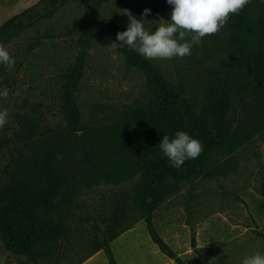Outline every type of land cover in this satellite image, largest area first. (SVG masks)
<instances>
[{"label":"rangeland","instance_id":"374dc122","mask_svg":"<svg viewBox=\"0 0 264 264\" xmlns=\"http://www.w3.org/2000/svg\"><path fill=\"white\" fill-rule=\"evenodd\" d=\"M93 3L98 23L83 49V68L73 95L79 111V132L97 138L105 133L115 114L146 98L143 74L127 65L117 47L111 46L115 39L105 31L106 24L128 23L123 9L140 18L148 8L151 13L146 20H170L172 6L166 0ZM42 5L38 0H0V23L24 8L27 10L21 19L28 14L31 17L2 43L15 66L9 71L0 64V90H9L7 97H0V110L9 112L8 123L0 128V175L16 166L15 160L27 161L35 151L36 140H50L66 130L59 109L60 82L79 49L75 38L82 36L88 14L77 0H66L49 16L41 14ZM248 7L253 16L264 18V0H250ZM145 28L154 31L156 24L146 22ZM229 34L224 25L215 35L205 36L201 45H194L191 55L148 60L185 94L198 95L207 74L222 68L220 58L225 56L223 45ZM262 96L263 100H254V109L244 101L229 111L236 136L242 135L244 128L251 131L244 141L229 152L209 154L202 169L180 183L151 212L156 233L188 264L196 259L200 264H243L247 256L264 253V199L258 190L264 166ZM57 156L68 165L88 168L72 148L61 149ZM93 173L94 181L74 200L71 213L63 219V237L44 264H75L81 258L77 264H107L102 249L85 257L99 239L92 221L104 226L116 205L128 200L133 178L114 182L103 170L94 169ZM133 216L127 210L114 228L126 227L107 242L117 264H174L152 243L141 218L131 222ZM24 258L4 249L0 242V264H19Z\"/></svg>","mask_w":264,"mask_h":264},{"label":"trees","instance_id":"16d2710c","mask_svg":"<svg viewBox=\"0 0 264 264\" xmlns=\"http://www.w3.org/2000/svg\"><path fill=\"white\" fill-rule=\"evenodd\" d=\"M38 1L43 4L41 14L49 16L66 0ZM77 1L87 9L88 18L82 36L75 38L79 49L60 82L59 109L66 130L50 140H36L35 151L27 161L15 160L16 166L0 175V242L4 249L25 256L19 264L46 263L56 250V242L63 237V219L71 213L72 204L82 188L94 181L93 170L98 169L114 182L133 180L128 200L116 205L104 226L101 228L92 221L99 239L85 257L102 249L107 264H117L107 242L126 227L114 228L129 210L134 213L131 222L138 218L143 220L158 251L174 264H188L156 233L151 212L180 183L195 176L209 154L229 152L250 134L251 131L244 128L243 134L236 136L231 129L229 111L234 104L244 101L254 109L256 101L263 100L264 18L253 16L248 5L243 8L244 13L230 14L225 24L230 34L223 45L222 68L207 74L198 95L185 94L181 86L166 80L137 51L117 47L124 62L143 74L146 98L124 113L115 114L105 133L92 138L79 132V111L73 91L83 68V49L92 38L98 21L94 17L93 0ZM26 10L24 8L0 23V43L29 22V14L25 20L21 19ZM127 24L124 21L116 26L110 22L105 31L116 41V34L125 31ZM261 111L264 113V107ZM259 121L260 116L256 125ZM178 131L187 132L203 144L201 154L196 159L185 160L179 168L172 165L159 147L163 136L167 135L171 140ZM64 148L77 150L80 162L88 168L82 170L80 166L63 163L57 155ZM258 190L264 199V166ZM194 264H200L198 259Z\"/></svg>","mask_w":264,"mask_h":264},{"label":"clouds","instance_id":"9594fccd","mask_svg":"<svg viewBox=\"0 0 264 264\" xmlns=\"http://www.w3.org/2000/svg\"><path fill=\"white\" fill-rule=\"evenodd\" d=\"M172 6L170 20L161 17L159 21L145 18L151 9L145 8L140 18L129 9H123L128 16L127 29L116 34L111 46L128 47L137 51L145 59L183 58L191 55L194 45H201L205 36L215 35L227 22L230 14H238L250 0H166ZM156 24L154 31L145 28V23ZM190 36V39H189ZM0 64L11 71L15 60L0 43ZM9 90H0V97H7ZM9 112L0 110V128L8 123ZM163 154L174 167L179 168L185 160L196 159L203 151L200 140L185 131H178L175 137L165 135L159 143ZM243 264H264V253L255 252L243 260Z\"/></svg>","mask_w":264,"mask_h":264}]
</instances>
